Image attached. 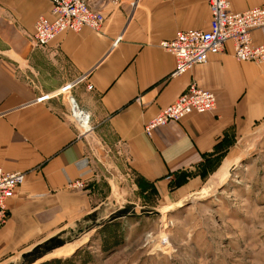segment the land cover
I'll list each match as a JSON object with an SVG mask.
<instances>
[{"label": "crops", "instance_id": "crops-1", "mask_svg": "<svg viewBox=\"0 0 264 264\" xmlns=\"http://www.w3.org/2000/svg\"><path fill=\"white\" fill-rule=\"evenodd\" d=\"M87 1L104 16L100 29L69 28L34 45V23L52 16V1L0 0V166L25 172L0 227V264L32 237L95 216L114 187L174 204L199 188L217 155L234 164L244 144L264 155V61L238 60L228 40L172 75L174 54L161 45L180 29L208 28V0ZM229 2L243 10L264 0ZM252 36L264 41V26ZM191 81L215 93V108L147 134L144 123Z\"/></svg>", "mask_w": 264, "mask_h": 264}, {"label": "rangeland", "instance_id": "rangeland-1", "mask_svg": "<svg viewBox=\"0 0 264 264\" xmlns=\"http://www.w3.org/2000/svg\"><path fill=\"white\" fill-rule=\"evenodd\" d=\"M244 148L232 166L234 158L223 165L222 154L217 155L199 188L176 206L160 202L151 190L114 187L95 207L93 218L43 232L2 257L7 264L37 263L75 246L60 255L66 257L62 264H264V155ZM124 208V215L110 219ZM107 231L120 241L104 250ZM56 233L65 246L36 258L23 256Z\"/></svg>", "mask_w": 264, "mask_h": 264}, {"label": "built area", "instance_id": "built-area-1", "mask_svg": "<svg viewBox=\"0 0 264 264\" xmlns=\"http://www.w3.org/2000/svg\"><path fill=\"white\" fill-rule=\"evenodd\" d=\"M51 1L52 16L40 14L34 23V45L47 44L57 34L69 28L79 29L87 25L100 29L104 23L102 12L93 8L87 0ZM208 7L211 15L208 28L180 29L173 38L161 41V45L175 57L172 75L181 74L195 64L207 61L209 54L223 50L228 40L232 42L233 54L238 60L264 61V41L255 42L252 36L254 28L264 26V3L243 10H233L229 0H208ZM215 106V93L191 81L175 100L160 108L144 123V131L150 135L158 125L170 120H180L192 111H210ZM71 111L73 115L72 108ZM24 177L23 170H6L0 166V227L9 215L8 200L24 181ZM72 183L82 185L80 180Z\"/></svg>", "mask_w": 264, "mask_h": 264}, {"label": "water", "instance_id": "water-1", "mask_svg": "<svg viewBox=\"0 0 264 264\" xmlns=\"http://www.w3.org/2000/svg\"><path fill=\"white\" fill-rule=\"evenodd\" d=\"M154 212H158L157 210H153ZM127 212V210L124 208L122 210H119L115 214L111 216V220L117 217H120L124 215ZM65 243V239L60 237L59 234H53L45 238L43 241L37 242L27 250L26 252H23V256H29L32 255L34 258L40 257L46 252H49L53 250L56 247H59ZM34 261V260H33ZM33 261H29L26 264H32Z\"/></svg>", "mask_w": 264, "mask_h": 264}, {"label": "trees", "instance_id": "trees-1", "mask_svg": "<svg viewBox=\"0 0 264 264\" xmlns=\"http://www.w3.org/2000/svg\"><path fill=\"white\" fill-rule=\"evenodd\" d=\"M112 221H114V220H112ZM114 229H115V226H114ZM119 241H120L119 239H114V232L107 231L106 234L103 235V249L106 250V249L110 248L111 246L118 244ZM65 259H66V257L62 258L60 256H54V257H50L48 259H45L43 261H40V262H37L34 264H62ZM84 261H86V259H84ZM72 264H74V263H72Z\"/></svg>", "mask_w": 264, "mask_h": 264}, {"label": "bare ground", "instance_id": "bare-ground-1", "mask_svg": "<svg viewBox=\"0 0 264 264\" xmlns=\"http://www.w3.org/2000/svg\"><path fill=\"white\" fill-rule=\"evenodd\" d=\"M72 110H73V115H74L75 117H77L78 119H80V121L82 122V124L84 125L85 128H88V123H87V117H86V115L83 114V113L79 110V108L76 107V106H73ZM225 163H227V162H224L223 165H224ZM229 165H230V164H229ZM228 168H229V167H228ZM228 168L226 169V172L228 171ZM224 175H225V172L223 171V173L221 174V176H223V178H224ZM179 203H180V201L174 203L172 206H176V205L179 204ZM159 210H160V209H159ZM160 211H161V210H160ZM65 244H66V242H65ZM65 244H63V245H61V246H59V247L65 246ZM59 247L54 248L53 250L49 251V253H52L53 251H55V249L57 250V248H59ZM74 248H75V246H73V248H71V249H69V250H64V251H62V252H56V253H52V254H48V253H47V254H48V255H52L53 257H54V256H60V255H68V254H70V253L73 252ZM47 254H46V255H47Z\"/></svg>", "mask_w": 264, "mask_h": 264}]
</instances>
